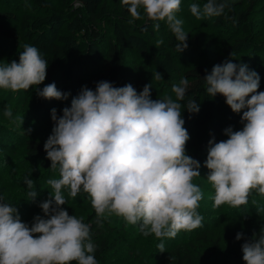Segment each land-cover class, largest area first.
<instances>
[{
    "label": "clouds",
    "instance_id": "obj_1",
    "mask_svg": "<svg viewBox=\"0 0 264 264\" xmlns=\"http://www.w3.org/2000/svg\"><path fill=\"white\" fill-rule=\"evenodd\" d=\"M121 2L128 6L132 20L146 17L157 22L153 23L156 31L158 22L165 21L177 41L176 49H187L188 32L176 15L181 0ZM229 7V0H207L202 9L191 4L190 11L197 19L223 16L235 22L226 14ZM163 43L159 40L156 46ZM233 59L214 65L210 72L206 69L203 78L209 97L219 94L233 113L242 112V130L229 126L224 129L226 140H209L204 166L215 190L214 207L244 205L252 190L264 195V91H258L259 74ZM47 68L48 60L40 50L25 44L19 62L0 65V88L29 90L45 81ZM152 79L161 80L162 74L155 72ZM188 83L181 79L172 85L175 100L170 96L154 100L151 83L137 93L131 84L115 87L99 81L95 91L83 86L62 115L53 108L54 126L43 147L50 168L55 171L59 166L60 178L47 181L54 193L38 204L43 216H34L31 225L21 221L17 207L0 197V264H98L91 225L62 207L65 187L73 198L81 190L90 196L97 223L115 214L129 225L139 224L143 236L154 234L161 240L159 252L165 251L164 238L201 227L203 217L197 208L203 193L192 182L200 176L201 165L186 154L190 135L182 117L183 109L198 113L200 106L188 96ZM36 94L45 100H67L70 95L54 82ZM4 115L12 118V110L5 108ZM24 183L29 201L34 202L33 180L26 176ZM242 238L243 232H238L235 239ZM241 250L245 264H264V227L246 239Z\"/></svg>",
    "mask_w": 264,
    "mask_h": 264
},
{
    "label": "trees",
    "instance_id": "obj_2",
    "mask_svg": "<svg viewBox=\"0 0 264 264\" xmlns=\"http://www.w3.org/2000/svg\"><path fill=\"white\" fill-rule=\"evenodd\" d=\"M28 1L34 4L37 12H27L18 19L8 12L0 11V57L7 63L13 60L19 62V54L25 44L37 47L48 60L46 79L38 85L41 89L54 82L59 90L70 93L69 96L73 98L83 86L95 91L97 82L109 81L115 87L131 84L139 93L148 82L144 78L148 71L146 67L140 66H136V71L127 70L124 57L132 47L135 52L148 58V66L161 73L168 86L178 84L181 79L188 80V96L196 99L200 111L189 113L187 109L182 110L184 127L190 135L186 151L200 162L199 170L204 177L201 176L198 187L208 191L203 193L204 204L212 207L219 215L210 218L203 215L202 226L188 231V235L181 230L175 238H171L173 244L165 246V251L157 256L154 264H245L241 245L246 239H251L253 233L259 234L264 227V195L252 190L248 199L253 201L248 200L239 207L228 204L214 207L215 190L207 179L209 170L204 166L209 140L213 137L214 142L226 140L228 137L224 129L229 126L234 131L242 130V112L233 113L219 94L214 98L209 97L205 92L203 78L206 69L210 72L214 65L232 57V62H242L250 69H255V55H249L251 51L258 52L262 56L260 70L257 71L260 76L258 91H264V44H254V34L247 26L249 10H238L237 3L229 0L230 7L226 9V14L234 17L235 22L221 16L215 17L213 24L208 26L198 22L189 10H184L180 5L176 15L184 21L183 28L188 32V47L179 52L176 49L177 41L165 21L159 23V31L139 26L134 23L127 11L128 6L123 5L121 0H74L79 3L77 7L70 4L72 0H62L63 8H56L45 0ZM195 1L202 6L207 2ZM229 23L243 25L245 35L223 44L220 52L214 53L212 49L220 44L219 29ZM159 33L167 36L164 43L157 47ZM99 43L105 45V56L100 69L89 73L88 70L93 71L97 65L96 46ZM164 96V89H157L152 84L151 98L155 100ZM40 101V108L48 114L50 136L54 126L51 110L55 108L60 116L63 108L57 107L55 99L40 98ZM70 105L71 101L66 107ZM43 145L36 139H29L25 144L26 152L28 157L40 159V165L53 177L55 171L50 168L51 161L46 158ZM49 179L35 188L38 200L43 199L41 191L49 185ZM62 190V195L68 196L69 189L65 187ZM65 200L66 204L62 207L69 215L82 218L83 222L91 225V239L98 245L95 258L98 264H102L107 239L103 236V219L97 223L90 196L80 194L75 199ZM238 232L244 234V238L239 241L235 239ZM170 257L173 259L170 260Z\"/></svg>",
    "mask_w": 264,
    "mask_h": 264
},
{
    "label": "rangeland",
    "instance_id": "obj_3",
    "mask_svg": "<svg viewBox=\"0 0 264 264\" xmlns=\"http://www.w3.org/2000/svg\"><path fill=\"white\" fill-rule=\"evenodd\" d=\"M49 4L56 8H63L64 4L62 0H45ZM237 3L238 10H249V20L247 26H249L250 32L254 34V44H264V0H232ZM197 4L195 0H181V6L184 10L190 11L191 4ZM74 7L78 6L77 1L72 0L70 2ZM201 7L202 5L197 4ZM143 15V9H139ZM0 11L8 12L9 14L20 18L25 13L37 12L34 9V4L28 0H0ZM191 12V11H190ZM191 15L200 23L211 26L215 17H205L203 19H197L192 13ZM135 24L139 26L153 28V22L144 19L133 20ZM159 21L158 23H160ZM154 29V28H153ZM218 31L220 36V44L215 46L212 50L214 53H219L222 45L230 43L236 38L245 35L243 25L229 23L225 27H222ZM167 36V34H166ZM164 33H159L157 39L164 40ZM105 45L99 43L96 46V58L97 65L94 70H88L89 73L97 72L100 69L102 60L105 56ZM252 50V49H250ZM249 50V51H250ZM255 55L256 66L254 70L257 72L260 70V62L262 59L258 52L251 51V55ZM194 60L198 61L197 58ZM7 63L0 57V65ZM125 67L128 71H136V66L139 68L146 67L148 74L145 75L147 84L151 83L156 86L157 89H164L165 96H170L173 100L175 93L172 91V87L168 86L166 81L152 79L153 74L156 72L153 67H149L148 58L144 55H140L135 52L133 47L125 54L124 57ZM37 89H41L39 86H33L29 90L12 91L10 89L0 88V197H3L2 202L9 203L18 209L21 221L24 223H32L33 217L36 215L43 216V212L38 204L47 200L50 193H54L51 190V186L48 185L42 191V200L35 198V201H29L28 196L29 189L24 183V178L27 176L34 182V190L39 185L43 184L47 179H59V166L51 174L40 165V159H33L28 157L26 152V141L29 139H36L41 143H45L49 137L51 130L48 114L45 110L40 108L42 102L40 97L37 96ZM71 96H68L67 100H57L56 105L58 108L66 107L70 101ZM5 108L12 110V118L5 117ZM23 122L21 123V121ZM15 121V122H14ZM31 128V132L26 130ZM187 155H191L186 151ZM200 176L193 178V183L198 185L203 173L201 170ZM49 187V188H48ZM47 189V190H46ZM36 191V190H35ZM202 193L208 192L206 189L201 188ZM63 194V190H62ZM86 195L83 190L76 196L71 197L69 194L65 196L67 199H75L79 195ZM64 196V195H63ZM253 201V199H248ZM198 214L218 216L219 213H215L212 207L204 204V199L199 202L197 208ZM104 231L103 236L107 239V249L104 253L102 264H154L157 256L161 253L157 248V244L161 240L157 239L154 234H150L145 237L139 231V224L129 225L125 219L121 216L112 214L103 218ZM188 235V231H185ZM163 243L169 247L173 243L171 238H164Z\"/></svg>",
    "mask_w": 264,
    "mask_h": 264
}]
</instances>
